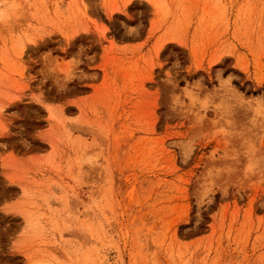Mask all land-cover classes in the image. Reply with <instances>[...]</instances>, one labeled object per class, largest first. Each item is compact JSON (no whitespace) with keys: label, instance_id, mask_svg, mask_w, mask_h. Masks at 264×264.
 Wrapping results in <instances>:
<instances>
[{"label":"rangeland","instance_id":"374dc122","mask_svg":"<svg viewBox=\"0 0 264 264\" xmlns=\"http://www.w3.org/2000/svg\"><path fill=\"white\" fill-rule=\"evenodd\" d=\"M0 264H264V0H0Z\"/></svg>","mask_w":264,"mask_h":264}]
</instances>
